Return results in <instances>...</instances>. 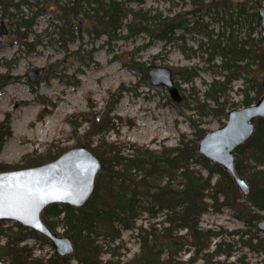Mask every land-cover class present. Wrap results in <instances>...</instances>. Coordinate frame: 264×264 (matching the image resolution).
Wrapping results in <instances>:
<instances>
[{"label":"trees","instance_id":"obj_1","mask_svg":"<svg viewBox=\"0 0 264 264\" xmlns=\"http://www.w3.org/2000/svg\"><path fill=\"white\" fill-rule=\"evenodd\" d=\"M131 1L142 3V0H41L35 3L0 0V6L3 15L12 16L21 5L32 11L31 16H21L17 22L14 32L19 39L28 37L34 25L32 17L46 7L53 8L61 22L55 25L57 41L67 50L68 43L78 38L75 32L81 31L80 25L75 27L72 23L79 14L89 21V32L95 37L117 38L118 31L125 29L123 38L145 33L166 45L172 41L176 29L190 30L186 15H195L202 7L229 0H208L206 3L205 0H192L198 5L196 9L172 17L158 12L151 14L141 8L133 9L129 6ZM260 1L245 0L226 6L227 35L225 31L214 33L207 30V25L198 20L193 26L200 28L206 37L205 42L199 43V50L208 54V60L219 56L222 60L220 66L231 72L227 75L229 79L209 83L204 93L205 99L216 104L212 110L225 117L227 84L240 77L242 71L250 73L253 68L264 71V45L260 36H254L259 34L257 6ZM242 28L241 37L239 33L234 34ZM129 66L140 72L142 80L146 81L144 61ZM173 74H180L182 81L191 83L197 72L180 68ZM12 78H5L2 85ZM249 81L245 78L244 82L247 85ZM122 90L110 94L114 99H106L103 113L78 112L67 119L76 135L81 123L88 124L84 133L75 135L77 145L90 148L101 162L93 192L81 207L52 203L41 213L42 220L52 231L61 227L63 234L71 238L73 255L61 257L54 254L46 259L37 256L32 246L22 242L30 237L47 242L46 237L16 222L6 227L0 222V258L15 264H117L119 260L114 257L118 256L116 250L120 246L114 243L120 241L123 231L136 230L139 251L134 260L137 264H196L199 260L203 261L202 264H249L244 255L228 263L215 259L221 255L227 259L235 252V242L227 240L224 233L236 235L244 247L262 254L256 264H264V234L259 236L242 230L227 232L222 228L200 225L202 214L210 209L220 212L222 206L232 208L234 215L247 227L255 226L261 218L259 212L264 211V119L256 118L251 136L235 148V170L249 186L248 194L243 197L227 171L197 153V142L207 132L201 128H196L192 138L182 133L174 146L150 148L138 143L107 141L106 134L117 131L115 119L121 123L120 117L110 116V113ZM248 90L254 94L250 96ZM240 91L242 102L247 106L260 97L263 88L261 82L256 81ZM9 119L7 114L0 121V151L11 135ZM94 137L97 140L92 145ZM61 152L62 148L50 146L43 153L34 151L23 155L16 166L0 162V171L40 165L55 159ZM142 215H146L149 224L137 226L136 221ZM151 219L154 221L150 222ZM182 253H188V258L181 259ZM103 254H108L109 258L103 260Z\"/></svg>","mask_w":264,"mask_h":264},{"label":"rangeland","instance_id":"obj_2","mask_svg":"<svg viewBox=\"0 0 264 264\" xmlns=\"http://www.w3.org/2000/svg\"><path fill=\"white\" fill-rule=\"evenodd\" d=\"M28 1L35 3L41 0ZM207 1L205 0V3ZM242 1L245 0L212 4L202 7L195 15H186L189 17L190 30L176 29L172 41L166 45L145 33L123 38L121 36L126 34L125 29L118 31L117 38L108 39L106 35L95 37L89 32V21L83 14H79V19L74 18L72 23L75 27L80 25L81 31L75 32L78 38L68 43L67 50L57 41L55 25H60L61 22L53 8L46 7L32 17L31 22L34 25L28 37L19 39L14 32L17 22L21 16H31L32 11L21 5L19 10L13 11L12 16L3 15L0 6V26L3 24L6 28V33L0 37V121L9 114L11 129V135L6 138L0 151V162L16 166L23 155L34 151L43 153L51 146L54 149L62 148L63 153L72 147L80 146L77 145L76 136L84 133L88 124L81 123L76 135L67 121L69 115L78 112L103 113L106 99L113 101L114 96L110 94L116 93L120 88L123 90L110 116L120 117L121 123L115 119L117 131L108 132L105 136L107 141L138 143L150 148H158L161 145L174 146L182 133L192 138L196 128L209 131L222 126L226 117L212 110L216 104L210 99H205L204 93L209 83L213 80L225 81L229 79L227 75L231 72L220 66L222 60L219 56L215 55L208 60V54L199 50V43L205 42L206 37L200 28L193 26L198 20L199 23L207 25V30H213L214 33L226 32V6ZM261 3H264V0H261ZM129 6L133 9L141 8L151 14L158 12L172 17L194 10L198 5L192 0H142V3L131 1ZM227 33L228 31L225 34ZM236 33L241 37L244 29L235 31L234 34ZM254 36H260V28L259 34L255 33ZM29 43L31 45H28ZM32 47L34 48L31 49ZM136 61H144L146 65L151 63L168 66L173 72L180 68L186 71L194 69L197 75L191 83L182 81L180 74L174 75L181 95V101L175 102L165 87L151 85L148 78L146 81L142 80L140 72L129 66ZM36 68H43V75L37 79H29L27 73ZM263 75L264 71L253 68L252 72L242 71L240 77L232 79L227 84L225 112L245 106L240 90L256 81L261 82ZM7 76L13 78L7 79L2 85ZM245 78L250 80L246 82L247 85ZM248 94L252 96L254 93L248 90ZM90 104L93 107H90ZM93 139L92 145L97 138ZM259 213L260 219L264 218V211ZM0 222L3 227L14 223ZM256 222L255 226L247 227L234 215L232 208L222 206L220 212L210 209L202 214L200 225L204 228H222L227 232L248 231L262 236L263 233L256 228ZM148 224L146 215L136 221L137 226ZM56 232L64 235L61 227H58ZM224 234L227 240L235 242V252L227 259L221 255L216 257V260L228 263L244 255L249 264H256L263 257L262 254L244 247L236 235ZM215 241L217 238L212 244ZM102 242L100 239V243ZM22 243L32 246L35 255L45 259L56 254L49 240L43 242L30 237ZM114 244L120 246L116 250L118 256L114 257L119 260L117 264H137L134 260L139 251L136 230L123 231L120 241ZM188 255L182 253L181 259H187ZM108 258V254L102 255L103 260ZM202 263V260L196 262Z\"/></svg>","mask_w":264,"mask_h":264},{"label":"water","instance_id":"obj_3","mask_svg":"<svg viewBox=\"0 0 264 264\" xmlns=\"http://www.w3.org/2000/svg\"><path fill=\"white\" fill-rule=\"evenodd\" d=\"M257 14L264 45V3L257 6ZM5 33L6 28L1 24L0 37ZM43 73V68H36L27 76L37 79ZM145 73L151 85L165 87L172 100L181 101L170 67L149 63ZM261 84L262 94L254 103L228 110L223 125L207 131L197 142V153L227 171L243 197L248 194L249 186L235 170L234 153L235 148L251 136L253 121L258 117L264 119V75ZM100 169L99 158L90 148L80 145L40 165L0 171V221L16 222L46 237L58 256H72L71 238L52 231L42 220L41 213L52 203L81 207L92 194ZM256 228L264 234V218L256 222ZM0 264L15 263L0 258Z\"/></svg>","mask_w":264,"mask_h":264}]
</instances>
